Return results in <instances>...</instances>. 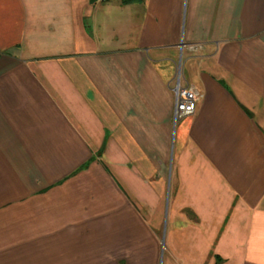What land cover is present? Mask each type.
Here are the masks:
<instances>
[{
    "label": "crops",
    "instance_id": "crops-1",
    "mask_svg": "<svg viewBox=\"0 0 264 264\" xmlns=\"http://www.w3.org/2000/svg\"><path fill=\"white\" fill-rule=\"evenodd\" d=\"M0 264H264V0H0Z\"/></svg>",
    "mask_w": 264,
    "mask_h": 264
},
{
    "label": "built area",
    "instance_id": "built-area-1",
    "mask_svg": "<svg viewBox=\"0 0 264 264\" xmlns=\"http://www.w3.org/2000/svg\"><path fill=\"white\" fill-rule=\"evenodd\" d=\"M181 48H186L189 51L197 52L201 49L200 45H185L182 44ZM174 94V111L173 122L174 124L186 118H190L196 114L197 106L201 100V94L198 90L191 86H183L180 81L176 79L171 88ZM162 249H164L162 245Z\"/></svg>",
    "mask_w": 264,
    "mask_h": 264
},
{
    "label": "trees",
    "instance_id": "trees-1",
    "mask_svg": "<svg viewBox=\"0 0 264 264\" xmlns=\"http://www.w3.org/2000/svg\"><path fill=\"white\" fill-rule=\"evenodd\" d=\"M131 0H124V3H129Z\"/></svg>",
    "mask_w": 264,
    "mask_h": 264
}]
</instances>
